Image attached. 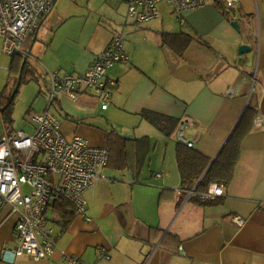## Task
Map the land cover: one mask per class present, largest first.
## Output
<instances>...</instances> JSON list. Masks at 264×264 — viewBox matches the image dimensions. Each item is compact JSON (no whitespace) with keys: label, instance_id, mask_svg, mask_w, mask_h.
Wrapping results in <instances>:
<instances>
[{"label":"crops","instance_id":"obj_1","mask_svg":"<svg viewBox=\"0 0 264 264\" xmlns=\"http://www.w3.org/2000/svg\"><path fill=\"white\" fill-rule=\"evenodd\" d=\"M202 1V7L181 16L158 3L149 22L127 23L123 48L128 60L109 67L102 78L114 83L105 110L88 88L76 102L56 95L53 106L65 116L67 139L78 134L91 146L105 147L110 130L130 139L147 137L141 168L136 177L129 168L101 169L105 179L87 193L86 218L68 216L66 228L60 224V204L53 206L47 217L56 247L48 259L5 261L2 246L14 243L17 221L5 208L0 212V264H70L66 255L79 264H264V0H238L230 10L224 0ZM233 21L237 28L230 25ZM56 28L36 58L45 71L73 75L88 68L117 30L95 19L76 38ZM183 35L191 41L180 55L176 46ZM58 39H70V51ZM242 43L251 46L252 61L251 54L237 55ZM63 102L85 106L89 119L84 121L79 110L80 116H68ZM247 105L255 108L256 117L240 139L230 184L223 186L217 204L191 203L180 186L176 146L191 143L187 147L209 158L206 172ZM94 109L119 120L92 116ZM146 114L173 122L166 132L149 123ZM52 222L59 226L56 233Z\"/></svg>","mask_w":264,"mask_h":264},{"label":"built area","instance_id":"obj_2","mask_svg":"<svg viewBox=\"0 0 264 264\" xmlns=\"http://www.w3.org/2000/svg\"><path fill=\"white\" fill-rule=\"evenodd\" d=\"M127 14L135 23H147L157 15V4L164 3L173 14L200 8L202 0H124ZM54 0H0L1 51L6 56L24 54L22 46L35 31L39 19L50 11ZM238 0H224L226 10L234 9ZM123 35L114 33L107 47L94 56L88 68L77 75L52 72L46 82L48 105L31 115V133L3 128L0 133V212L8 208L17 216L14 243L2 246L3 257L11 263L27 256L35 261L48 259L55 252V239L49 227L48 211L61 201L70 205L76 216L86 218V191L105 178L109 151L104 146H91L78 135L67 139L60 132L59 121L51 111L56 95L63 94L76 102L84 88L101 102L105 110L114 85L102 80L106 70L128 57L123 48ZM181 137V134L179 135ZM191 146V143H186ZM100 170V171H99ZM27 187L29 191H24ZM223 186L210 184L204 199L222 195ZM237 224L242 220L236 217ZM109 259L108 255L102 256ZM70 264H79L76 257L65 256Z\"/></svg>","mask_w":264,"mask_h":264},{"label":"rangeland","instance_id":"obj_3","mask_svg":"<svg viewBox=\"0 0 264 264\" xmlns=\"http://www.w3.org/2000/svg\"><path fill=\"white\" fill-rule=\"evenodd\" d=\"M120 1L121 0H58L57 5H54V7L52 6V9L48 12L49 16L44 18V21H42L43 24L39 29L36 42L31 49L29 58H27L28 66L26 70L23 71L20 83L18 84L19 86L17 89V93L15 97H13V105L8 110L9 118H5L6 121H4L0 113V133H2L3 128L12 130L11 133L19 130H24L26 133H31L32 127L29 123L31 122V115L34 114V112H41L48 105L49 101L46 89L48 74L52 72H58L59 70L56 71V69L54 71H45L43 64L36 57L40 53L43 43L51 37V28L57 27L56 31L58 33H60L61 31H65L69 35H71V38H76L80 33H86L87 28L91 26V20L95 19L97 22H105L107 25L112 26L114 29H117L113 32V34L121 33L124 36L123 29L127 27V23L133 24V19L130 18L127 14V5L123 4ZM164 5L167 6L166 4ZM169 10H171L170 7ZM46 19L47 21L45 22ZM56 43L61 45L63 49L70 51V39H58ZM1 46L2 39L0 38V103L4 101L2 100V97L5 87L7 86V88L10 89V84H13L14 80H16L18 77V74L16 75V72L9 70L11 64L10 58L12 57L3 54L1 51ZM88 91L90 92L89 89ZM94 97L96 98V96ZM98 106L99 104H97V107ZM84 107L85 106L80 105H78L77 107L76 105L72 106V104L66 102H63L62 104V108H66V114L68 116H80L77 115L78 112L76 111L79 110L82 116H84V118L82 119L85 121L89 119V117H85ZM51 109V111L59 116V118L57 116L56 117L60 124V132H62L63 122L66 121V119H64L65 116L61 115L62 112H60L59 107L55 109L54 105ZM92 112V116H97L96 114H99V116L102 115L104 120H107L109 122L111 120H119L118 118H107V116L102 113L100 115L99 110L94 109L92 110ZM117 178H119V175L117 176ZM24 191H29V189L27 187H24ZM89 191H86L84 193L85 197H83L85 198V200L87 199L86 196ZM59 204H62V202H60ZM48 215H51V209L48 211ZM77 217L81 218V216ZM52 226L55 229L56 233V228H58L59 226L57 224H54V222H52ZM53 234L54 230H52V235Z\"/></svg>","mask_w":264,"mask_h":264},{"label":"trees","instance_id":"obj_4","mask_svg":"<svg viewBox=\"0 0 264 264\" xmlns=\"http://www.w3.org/2000/svg\"><path fill=\"white\" fill-rule=\"evenodd\" d=\"M33 34L27 37L22 45L24 47L25 53L28 50L29 45L32 43ZM179 40L180 41L176 46V50L177 53L181 55L191 40L190 37L186 35H183ZM25 53L15 54L14 56H11L12 58H10L11 64L9 70L16 72V75L19 73L18 71ZM27 66L28 60L25 62L23 70L21 71L22 74L23 71L26 70ZM15 83L16 80H14L13 84H10V89H8L6 86L3 91L2 100L4 101L0 103V113L4 121H6L5 118H9L8 110L13 105L14 99L9 104V106L7 103L10 99L9 97L12 94ZM255 112L256 110L253 106L247 105L244 112L242 113L243 115L241 116L240 122L237 124V126H235L231 136L229 139H227V143L224 145L223 149L219 152V155L209 166L206 172V166L210 163L209 158L205 157L203 154H200L196 150L187 147V144L182 142L176 146L174 155L176 157L177 168L180 177V186L182 189L186 190L185 196H190L189 201L191 203L198 205L217 204V197L214 199H204L203 195L206 193V191H208L210 184H220L225 188L230 184L232 179L231 177H233L234 164H236L238 160V152L241 141L240 139L244 138L248 133V128L251 125L253 119L256 117ZM145 118H147L148 122L153 126L155 125V127L157 126L166 132L171 125L170 123L173 122V119L165 118L155 114H146ZM6 130L9 131V134L12 131L8 128H6ZM132 143L134 144L133 150L125 154L124 151L126 147ZM105 145L109 151L108 162L106 165L107 169L121 171L122 169L129 168L134 170L133 173L135 177L138 175L139 168H141L140 163L143 160V152L148 146L147 137L130 139L122 137L121 135L114 132V130H110L107 133V141ZM202 175L203 177L200 179ZM198 179H200V181ZM68 207L70 206L65 202L64 204L58 205L61 214L59 219L62 221L60 224H62L63 228H66L69 225L70 219H68V216H71L72 218L76 216L72 210L70 212L66 210Z\"/></svg>","mask_w":264,"mask_h":264},{"label":"water","instance_id":"obj_5","mask_svg":"<svg viewBox=\"0 0 264 264\" xmlns=\"http://www.w3.org/2000/svg\"><path fill=\"white\" fill-rule=\"evenodd\" d=\"M52 6H53V4H52ZM52 6H51V9H52ZM40 25H41V22L38 23V25H37V27L35 29V32H33L34 34H33V37H32V43L29 45L28 50L26 51L24 57L22 58L23 61H22L21 65H20V69L18 71L19 73H18V77L16 79V83L14 84L15 85L14 89L12 91L11 96L9 97L10 99L8 100V103H7L8 106L12 102V100L14 99L13 97H15V95L17 93V89H18V86H19L18 84L20 83L21 76H22V72L21 71L23 70L25 62L27 61V58L30 55V52H31V49H32V45H33V43H34V41L36 39V35H37L36 32L38 31ZM230 25H233L234 27L236 26V28H237L236 22H234V21ZM236 50H237V55L238 56H247V54H251L252 53L251 46L247 45L246 43H242L241 45H239L238 49H236ZM252 58H253L252 54H251V57L248 56V59H250V61H252ZM203 175L200 177V179H202ZM200 179H198V180L200 181Z\"/></svg>","mask_w":264,"mask_h":264}]
</instances>
